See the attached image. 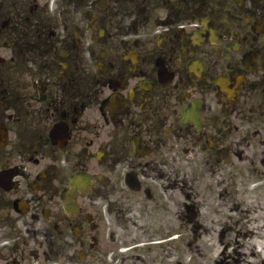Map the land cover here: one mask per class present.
<instances>
[{
	"label": "flooded vegetation",
	"instance_id": "obj_1",
	"mask_svg": "<svg viewBox=\"0 0 264 264\" xmlns=\"http://www.w3.org/2000/svg\"><path fill=\"white\" fill-rule=\"evenodd\" d=\"M245 162L264 0H0V264H186Z\"/></svg>",
	"mask_w": 264,
	"mask_h": 264
},
{
	"label": "rangeland",
	"instance_id": "obj_2",
	"mask_svg": "<svg viewBox=\"0 0 264 264\" xmlns=\"http://www.w3.org/2000/svg\"><path fill=\"white\" fill-rule=\"evenodd\" d=\"M255 176V175H254ZM254 176H247L245 174L244 178L242 179L241 182L237 183L235 185L234 188H232V192L235 193V194H238L239 192H241L246 184H248L252 178ZM264 178V176H261L260 177V181ZM256 179L253 180V182H255ZM264 181V180H263ZM264 192V190H263ZM249 196L254 199V200H264V196L262 194V191H256V190H252L250 191V194ZM230 200H232L233 198H229ZM240 199V198H239ZM239 199H237L236 201L238 202ZM240 200H243V199H240ZM223 201L220 200L217 204H216V207L218 209V212H219V216L222 218L223 221H226V215L223 213V205L221 207V203ZM239 206H240V211L237 213V216L241 219L238 220V223H236V225L241 229V230H245L244 227H243V224H242V218L245 217V219H247V217L249 216V214H244L243 213V210H242V203L239 202L238 203ZM222 208V210H221ZM237 230V229H236ZM224 243H227L230 245L229 249H228V252L224 251V255L225 257L227 258L228 261H232V259L228 258L230 255H232V252L234 250V248H236V250L238 251V254H243V250H245L246 247H249L251 246V244H248V243H245L244 240H241L240 241V238H238V240L236 241L233 236L231 234L228 233V235L226 234L225 237H224ZM232 245V246H231ZM234 245V247H233ZM238 255H236L235 257H237ZM254 257V256H253ZM246 259H250V257H245ZM255 260H258V257H254ZM221 260V259H220ZM225 262V261H224Z\"/></svg>",
	"mask_w": 264,
	"mask_h": 264
},
{
	"label": "bare ground",
	"instance_id": "obj_3",
	"mask_svg": "<svg viewBox=\"0 0 264 264\" xmlns=\"http://www.w3.org/2000/svg\"><path fill=\"white\" fill-rule=\"evenodd\" d=\"M241 202L246 207L252 206L250 200H243ZM253 203L255 204L257 210L251 211V216L249 218L248 228L252 233H254L250 236L249 242L253 247L257 248V252L260 255L262 252L263 234L255 233V231H261V229H264V221L259 222L258 224L259 220H264V212H262L264 209V200H255Z\"/></svg>",
	"mask_w": 264,
	"mask_h": 264
}]
</instances>
